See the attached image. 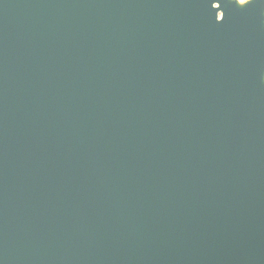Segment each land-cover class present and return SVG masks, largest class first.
<instances>
[{
    "label": "water",
    "instance_id": "1",
    "mask_svg": "<svg viewBox=\"0 0 264 264\" xmlns=\"http://www.w3.org/2000/svg\"><path fill=\"white\" fill-rule=\"evenodd\" d=\"M264 0H0V264H264Z\"/></svg>",
    "mask_w": 264,
    "mask_h": 264
},
{
    "label": "rangeland",
    "instance_id": "2",
    "mask_svg": "<svg viewBox=\"0 0 264 264\" xmlns=\"http://www.w3.org/2000/svg\"><path fill=\"white\" fill-rule=\"evenodd\" d=\"M230 1L236 2L239 5V7H245L250 2H252L253 0H230ZM263 80H264V78H263Z\"/></svg>",
    "mask_w": 264,
    "mask_h": 264
}]
</instances>
